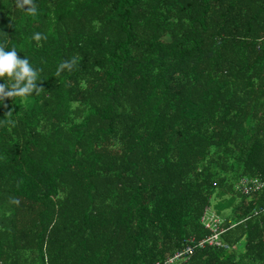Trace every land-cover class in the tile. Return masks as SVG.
<instances>
[{
  "label": "trees",
  "instance_id": "16d2710c",
  "mask_svg": "<svg viewBox=\"0 0 264 264\" xmlns=\"http://www.w3.org/2000/svg\"><path fill=\"white\" fill-rule=\"evenodd\" d=\"M34 3L0 0L44 88L0 104V264H264V0Z\"/></svg>",
  "mask_w": 264,
  "mask_h": 264
},
{
  "label": "clouds",
  "instance_id": "9594fccd",
  "mask_svg": "<svg viewBox=\"0 0 264 264\" xmlns=\"http://www.w3.org/2000/svg\"><path fill=\"white\" fill-rule=\"evenodd\" d=\"M14 6L23 12L30 15H37L38 9L34 0H14ZM33 40L39 42L47 40V36L42 33H34ZM80 57L75 55L68 60L62 61L56 70V76L59 77L65 70L72 71L78 64ZM41 69H36L32 66L27 57L21 58L15 47L11 50H6L4 44H0V104H4L6 100L15 98H27L33 93L39 94L44 90L42 86H38L39 73ZM7 107V105H4ZM12 111L6 113L11 116ZM8 123H12L11 120Z\"/></svg>",
  "mask_w": 264,
  "mask_h": 264
},
{
  "label": "built area",
  "instance_id": "2783aa9c",
  "mask_svg": "<svg viewBox=\"0 0 264 264\" xmlns=\"http://www.w3.org/2000/svg\"><path fill=\"white\" fill-rule=\"evenodd\" d=\"M257 184H258L257 181L253 182V186L255 189L258 186ZM240 189L243 194H247L248 192H250V187L248 186V180L244 179L241 181ZM209 221H211V224L209 223ZM209 221L205 222V227L212 230L213 233H216V231L218 230L216 220L210 217ZM217 236L218 234L216 233V235H213L211 238L201 241L199 243V246H203L204 243L213 244V241L217 238ZM192 252H193V248L190 246H187L184 250H182L181 252H177L172 258L167 259L164 263L171 264L175 261H183L186 258L190 257ZM156 264H159V263H156Z\"/></svg>",
  "mask_w": 264,
  "mask_h": 264
}]
</instances>
